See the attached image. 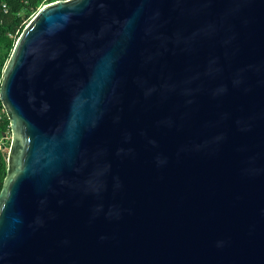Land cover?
Wrapping results in <instances>:
<instances>
[{
	"label": "water",
	"instance_id": "water-1",
	"mask_svg": "<svg viewBox=\"0 0 264 264\" xmlns=\"http://www.w3.org/2000/svg\"><path fill=\"white\" fill-rule=\"evenodd\" d=\"M0 104V264H264V0L43 5Z\"/></svg>",
	"mask_w": 264,
	"mask_h": 264
},
{
	"label": "trees",
	"instance_id": "trees-1",
	"mask_svg": "<svg viewBox=\"0 0 264 264\" xmlns=\"http://www.w3.org/2000/svg\"><path fill=\"white\" fill-rule=\"evenodd\" d=\"M54 1L0 0V82L3 68L23 28L39 8ZM9 132V122L0 104V191L5 178L9 148H6L8 143H3L2 139Z\"/></svg>",
	"mask_w": 264,
	"mask_h": 264
},
{
	"label": "rangeland",
	"instance_id": "rangeland-1",
	"mask_svg": "<svg viewBox=\"0 0 264 264\" xmlns=\"http://www.w3.org/2000/svg\"><path fill=\"white\" fill-rule=\"evenodd\" d=\"M10 141H11V135H10V132H9V134H6V135L3 137L2 142H3V143L7 142L8 144H7V145L5 144V145L7 146L6 148H8L9 145H10Z\"/></svg>",
	"mask_w": 264,
	"mask_h": 264
},
{
	"label": "built area",
	"instance_id": "built-area-1",
	"mask_svg": "<svg viewBox=\"0 0 264 264\" xmlns=\"http://www.w3.org/2000/svg\"><path fill=\"white\" fill-rule=\"evenodd\" d=\"M57 1H61V0H55L54 2H57ZM53 3V2H52ZM3 8H5V6H3Z\"/></svg>",
	"mask_w": 264,
	"mask_h": 264
}]
</instances>
